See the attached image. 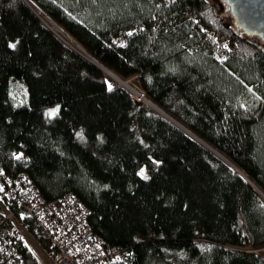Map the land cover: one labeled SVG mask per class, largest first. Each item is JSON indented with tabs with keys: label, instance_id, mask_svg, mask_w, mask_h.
Here are the masks:
<instances>
[{
	"label": "trees",
	"instance_id": "obj_1",
	"mask_svg": "<svg viewBox=\"0 0 264 264\" xmlns=\"http://www.w3.org/2000/svg\"><path fill=\"white\" fill-rule=\"evenodd\" d=\"M26 1L104 73L23 0H0V172L27 176L48 202L73 195L92 233L126 251L118 264H264L252 252L264 248V201L151 109L264 193V48L208 0ZM108 77L129 90L122 79L136 77L146 100Z\"/></svg>",
	"mask_w": 264,
	"mask_h": 264
},
{
	"label": "built area",
	"instance_id": "obj_2",
	"mask_svg": "<svg viewBox=\"0 0 264 264\" xmlns=\"http://www.w3.org/2000/svg\"><path fill=\"white\" fill-rule=\"evenodd\" d=\"M208 35L216 53L229 58L231 49L219 35ZM135 93V92H134ZM131 94V93H130ZM146 100L141 91L133 96ZM89 210L73 195L48 202L27 176L11 179L0 172V264H29L22 249L37 264H118L127 259L123 249L104 245L89 227ZM41 233L47 247L37 237Z\"/></svg>",
	"mask_w": 264,
	"mask_h": 264
},
{
	"label": "water",
	"instance_id": "obj_3",
	"mask_svg": "<svg viewBox=\"0 0 264 264\" xmlns=\"http://www.w3.org/2000/svg\"><path fill=\"white\" fill-rule=\"evenodd\" d=\"M28 7L33 11V13L51 30L53 33L64 43H66L68 46H70L73 50H75L79 55H81L84 59L88 60L91 64L96 66L100 71L104 73L103 66L90 56H85L80 51L76 50L71 46L66 40H64L57 32L52 30V28L47 25L40 16L35 12V10L32 8V6L26 1L23 0ZM165 3H169L170 0H162ZM221 2L225 5H227L230 9V13L234 18V27L237 31H240L242 34H244L248 38H259L264 43V0H221ZM42 14V13H41ZM120 88L127 87L125 85L119 84ZM148 106V105H147ZM150 107V106H149ZM151 108V107H150ZM154 110L153 108H151ZM156 113L170 121L172 124H174L176 127H178L180 130H182L184 133H186L189 137L194 139L195 141L199 142L203 146H205L208 150H210L212 153L217 155L220 159H222L224 162H226L230 167H232L235 172L244 180L246 184H248L264 201L263 196L264 193L257 187L255 188L252 186L245 178L247 175L240 174V169L238 171V168L230 162L228 159H226L223 155H221L219 152H217L215 149H213L211 146L206 144L203 140H201L199 137H197L192 132H188L181 126H179L177 123H175L173 120H171L169 117L164 116L163 114H160L158 111L154 110ZM248 177V176H247ZM254 183V182H253ZM255 184V183H254ZM259 190V191H258ZM261 192V194H260Z\"/></svg>",
	"mask_w": 264,
	"mask_h": 264
},
{
	"label": "rangeland",
	"instance_id": "obj_4",
	"mask_svg": "<svg viewBox=\"0 0 264 264\" xmlns=\"http://www.w3.org/2000/svg\"><path fill=\"white\" fill-rule=\"evenodd\" d=\"M208 1L215 7L216 11L218 12L219 16L222 19H224L230 25H233L234 24V20L232 18V15L230 13V9H229L228 6H226L225 4H223L221 2V0H208ZM52 26L58 28L57 32L59 31V33H61L62 35H64L65 36V39L64 38L63 39L66 40L71 46H73V48H75L76 50L80 51L85 56L88 55L84 49H82L78 44H76L75 41L70 36H68L64 31H62V29H60L54 22H53V25ZM52 30H54V29L52 28ZM250 40L253 41V42H255V43H257V44H259L261 47L264 48V43L261 40H259L258 38H250ZM108 78H110V77H108ZM110 79L112 80V83L110 84V88L119 87V84L120 83L114 81L112 78H110ZM122 80L123 81L125 80L124 82H130L131 84H133L135 86L136 90H129L128 88L126 89L128 92L131 93L132 96H135V93H137V91H140V89H139L140 88V84H139V81H138V79L136 77H133V78H130V79H122ZM57 110H58L57 108L50 110L49 111V116H51V117L54 116L57 113ZM252 252L255 253V254L264 256V248L263 249H260V250H255V251H252Z\"/></svg>",
	"mask_w": 264,
	"mask_h": 264
},
{
	"label": "bare ground",
	"instance_id": "obj_5",
	"mask_svg": "<svg viewBox=\"0 0 264 264\" xmlns=\"http://www.w3.org/2000/svg\"><path fill=\"white\" fill-rule=\"evenodd\" d=\"M102 66H103V65H102ZM103 67H104V66H103ZM103 67H102V68H103ZM154 110H155V109H154ZM156 111H157V110H156ZM160 114H161V113H160ZM238 171H239V170H238ZM240 174H243V173L240 171ZM244 178H245V179H246V180H247L252 186H254L255 188H257L256 185L253 183V181H252L249 177H247V176L245 177V176H244ZM250 180H251V181H250ZM258 191H259V190H258ZM260 194H261V192H260ZM261 196H263V194H261ZM263 198H264V196H263Z\"/></svg>",
	"mask_w": 264,
	"mask_h": 264
},
{
	"label": "snow or ice",
	"instance_id": "obj_6",
	"mask_svg": "<svg viewBox=\"0 0 264 264\" xmlns=\"http://www.w3.org/2000/svg\"><path fill=\"white\" fill-rule=\"evenodd\" d=\"M141 175H143V173H141ZM146 178V177H145Z\"/></svg>",
	"mask_w": 264,
	"mask_h": 264
},
{
	"label": "flooded vegetation",
	"instance_id": "obj_7",
	"mask_svg": "<svg viewBox=\"0 0 264 264\" xmlns=\"http://www.w3.org/2000/svg\"><path fill=\"white\" fill-rule=\"evenodd\" d=\"M227 6V5H226Z\"/></svg>",
	"mask_w": 264,
	"mask_h": 264
}]
</instances>
